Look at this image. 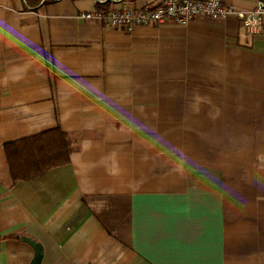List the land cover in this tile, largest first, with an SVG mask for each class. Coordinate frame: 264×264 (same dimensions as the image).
Here are the masks:
<instances>
[{
	"label": "crops",
	"instance_id": "obj_1",
	"mask_svg": "<svg viewBox=\"0 0 264 264\" xmlns=\"http://www.w3.org/2000/svg\"><path fill=\"white\" fill-rule=\"evenodd\" d=\"M38 1L0 0V264H30L23 236L42 264H264V29L128 32L81 19L104 0ZM56 128L70 163L15 183L5 145Z\"/></svg>",
	"mask_w": 264,
	"mask_h": 264
},
{
	"label": "built area",
	"instance_id": "obj_2",
	"mask_svg": "<svg viewBox=\"0 0 264 264\" xmlns=\"http://www.w3.org/2000/svg\"><path fill=\"white\" fill-rule=\"evenodd\" d=\"M237 17L247 33L258 34L264 29V2L243 11L225 0H161L156 6L140 8L113 7L108 13L88 12L81 19L132 32L136 27H158L172 23L186 27L198 19L222 20Z\"/></svg>",
	"mask_w": 264,
	"mask_h": 264
},
{
	"label": "trees",
	"instance_id": "obj_3",
	"mask_svg": "<svg viewBox=\"0 0 264 264\" xmlns=\"http://www.w3.org/2000/svg\"><path fill=\"white\" fill-rule=\"evenodd\" d=\"M104 1L97 4L98 12H110L119 0ZM27 2L36 4L39 1ZM74 144L75 140L60 128L6 144L5 152L13 181H36L49 170L69 164Z\"/></svg>",
	"mask_w": 264,
	"mask_h": 264
},
{
	"label": "water",
	"instance_id": "obj_4",
	"mask_svg": "<svg viewBox=\"0 0 264 264\" xmlns=\"http://www.w3.org/2000/svg\"><path fill=\"white\" fill-rule=\"evenodd\" d=\"M21 240L30 245L34 250V255L30 264H42L45 255L43 245L31 237L23 236Z\"/></svg>",
	"mask_w": 264,
	"mask_h": 264
}]
</instances>
